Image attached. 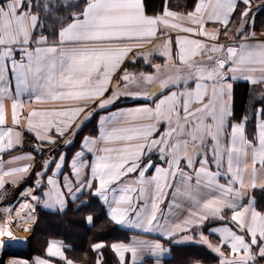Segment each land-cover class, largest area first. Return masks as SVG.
I'll return each mask as SVG.
<instances>
[{
  "label": "crops",
  "instance_id": "0c3cea01",
  "mask_svg": "<svg viewBox=\"0 0 264 264\" xmlns=\"http://www.w3.org/2000/svg\"><path fill=\"white\" fill-rule=\"evenodd\" d=\"M38 24L0 0V195L34 223L97 196L131 233L120 264H264V0H89L54 41Z\"/></svg>",
  "mask_w": 264,
  "mask_h": 264
},
{
  "label": "trees",
  "instance_id": "16d2710c",
  "mask_svg": "<svg viewBox=\"0 0 264 264\" xmlns=\"http://www.w3.org/2000/svg\"><path fill=\"white\" fill-rule=\"evenodd\" d=\"M166 0H145L147 13L151 15L163 11ZM199 0H174L177 8L185 5L186 10L193 9ZM89 0H32V12L39 17L36 31L37 37H45L54 41L60 30L69 25L77 15L84 12ZM252 86L246 85L241 97V116H250L249 99ZM254 109V108H253ZM255 120L248 122V132L253 137ZM26 143V150L32 149ZM257 205L264 209V189L255 192ZM89 204L76 209L69 205L64 212L51 213L37 208L38 219L32 228V234L37 239L40 248L39 255L46 257V251L51 242L60 241L64 245L67 260L83 264H97L101 256V264H120L112 249L119 241H129L131 233L123 230L108 216L107 211L97 196L90 195ZM36 244V242H35ZM105 244L97 250L95 246ZM56 264H66V261L53 260Z\"/></svg>",
  "mask_w": 264,
  "mask_h": 264
},
{
  "label": "rangeland",
  "instance_id": "374dc122",
  "mask_svg": "<svg viewBox=\"0 0 264 264\" xmlns=\"http://www.w3.org/2000/svg\"><path fill=\"white\" fill-rule=\"evenodd\" d=\"M189 10H181L180 8H178V11H181V13H186V15H188ZM183 19L186 22H189L190 20L188 18L183 17ZM183 20V21H184ZM228 42V40H225L223 43L226 44ZM223 112V109H222ZM221 110H219V114H222ZM197 126H195V131H198V128H196ZM215 132H217V128H216V124H215ZM201 131V133L205 132ZM200 133V132H199ZM200 133V134H201ZM216 134V135H217ZM203 135V134H201ZM222 140V135L219 132V136L216 137V141L217 142H221ZM5 195L1 194L0 195V217H2V214H5L7 217H9L10 221L7 223L8 228L5 229L4 231H2V235L1 238L4 241L1 245H0V259L4 260V264H35L37 258H40L41 256L39 255V252L41 251L40 248L37 246V239H35L33 237L32 231L31 229L34 226V222L32 220V222L28 225V226H24V222L26 217L24 215H21V206L24 205V200L20 199L19 201V196L18 195H12L10 193H4ZM12 196V199L8 201L9 196ZM259 210L261 212L264 211V209L259 208ZM16 235H25V237H29L31 238V246H32V250H33V254L32 257L30 259L28 258H23L17 255H14L12 252V249H6V250H2L1 247L8 245L9 241L13 240V237ZM36 242V244H35ZM50 245V244H49ZM65 251V250H64ZM64 256L67 258V255L64 252ZM67 264H83L82 262H78V261H74V260H67L66 261ZM97 264H101V256L97 259Z\"/></svg>",
  "mask_w": 264,
  "mask_h": 264
},
{
  "label": "water",
  "instance_id": "95a60500",
  "mask_svg": "<svg viewBox=\"0 0 264 264\" xmlns=\"http://www.w3.org/2000/svg\"><path fill=\"white\" fill-rule=\"evenodd\" d=\"M30 240V242H28ZM12 243V253L14 255L23 257V258H28L30 259L33 254L32 250V242L31 238L21 236V235H16L13 237V240L9 241V244Z\"/></svg>",
  "mask_w": 264,
  "mask_h": 264
},
{
  "label": "bare ground",
  "instance_id": "6f19581e",
  "mask_svg": "<svg viewBox=\"0 0 264 264\" xmlns=\"http://www.w3.org/2000/svg\"><path fill=\"white\" fill-rule=\"evenodd\" d=\"M23 213L24 214L26 213V216H25L26 219H25V222L23 224H24V226H28L32 222L34 215L29 214V212L27 213L26 209H25V212H23ZM1 216L2 217H0V245L4 242L1 238L2 231H4L5 229L8 228L7 223L10 221L9 217H7L6 215L2 214ZM21 236H25V235H21ZM10 248H12V243L1 247L2 250H6V249H10Z\"/></svg>",
  "mask_w": 264,
  "mask_h": 264
},
{
  "label": "snow or ice",
  "instance_id": "6c2138e0",
  "mask_svg": "<svg viewBox=\"0 0 264 264\" xmlns=\"http://www.w3.org/2000/svg\"><path fill=\"white\" fill-rule=\"evenodd\" d=\"M28 242H30V240ZM0 264H4V260L0 259Z\"/></svg>",
  "mask_w": 264,
  "mask_h": 264
},
{
  "label": "built area",
  "instance_id": "2783aa9c",
  "mask_svg": "<svg viewBox=\"0 0 264 264\" xmlns=\"http://www.w3.org/2000/svg\"><path fill=\"white\" fill-rule=\"evenodd\" d=\"M3 195H5V194H3ZM11 199H12V196L10 195L9 198H8V201L11 200Z\"/></svg>",
  "mask_w": 264,
  "mask_h": 264
}]
</instances>
